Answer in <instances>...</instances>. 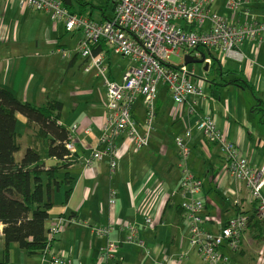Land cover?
I'll use <instances>...</instances> for the list:
<instances>
[{
	"label": "crops",
	"instance_id": "0c3cea01",
	"mask_svg": "<svg viewBox=\"0 0 264 264\" xmlns=\"http://www.w3.org/2000/svg\"><path fill=\"white\" fill-rule=\"evenodd\" d=\"M212 10L217 12L214 6ZM246 17L245 13L244 20ZM248 17L264 23V13L249 12ZM244 20L241 19L240 22ZM60 31L63 33L62 24L52 22L48 13L36 12L21 6L17 0H0V85L13 90L11 86L23 85L27 83V78L28 94L26 100H21L43 105L54 98L64 107L66 96L57 92V89L54 93L56 96H47L45 101L32 90L33 83L39 81L36 70L48 66V62L44 61L45 57L37 51L38 41L43 40L47 45H59L60 41L54 35ZM76 34L78 42L81 33L74 32L72 37H76ZM27 42H36V45H29ZM58 48L63 51L62 48ZM241 49L244 54L242 62L225 60L222 66L235 70L237 74L247 78L255 86L258 97L264 99V41H247ZM113 56L117 55L110 52L107 54L110 69L114 66ZM34 57L37 67L31 69ZM76 59L75 56L68 58L70 64ZM121 61H128V66L132 64L129 59ZM83 64L84 59L82 68ZM203 71L206 70L203 68ZM165 89L167 98L157 97L156 100L157 114L154 118L151 142L144 149H130L123 153L115 171L110 170L107 156L94 161L90 168L85 166V160L98 148V139L103 132L101 127L105 120L104 110L100 115L101 125L98 128L94 127V122L89 116H84L69 125L64 120L61 110L62 117L58 121L60 124L68 128L78 126L77 131L73 133V140L79 162L69 168L71 176L75 179L70 195H67L69 186L66 184H62L52 194L53 207L48 226L52 225L54 218L62 214L74 216L85 223L83 226L67 224L52 242V249L67 259L66 264H201L197 256L189 255L190 252H198L190 245L189 232L183 216L182 203L188 196H184L181 191L183 172L178 157L179 149L168 147L162 150L160 142L166 140L168 144L169 136H166L167 132L162 137L156 136L157 130L168 127L175 129V145L177 137L184 136L189 127L192 129L191 138L185 139L191 150L190 170L204 182L203 227L211 232H218L237 215H248V226L238 245L235 248L225 246L223 251L229 254L236 264H264V218L257 216L256 201L251 199L249 190L243 182L223 171L224 158L219 145L205 138L196 129L200 117L207 109L211 110L218 127L236 144L241 155L245 156L252 166L261 168L264 166V131L256 129L254 106L248 107L245 102L241 104L240 99H232L230 109L227 105L217 104L221 98L213 96H208L206 100L193 96L183 104H177L167 88ZM230 89L236 91L234 95L236 96L238 89L234 87ZM209 91L213 92L210 86ZM167 100L176 104V109H165L164 103ZM42 101L43 104H38ZM194 101L196 103L193 107L196 112L190 114V104ZM93 108L87 107L86 110L91 111ZM133 113L139 127L144 128L146 115L142 103L135 104ZM25 128L27 130V127ZM123 137V135L116 137L118 148L122 147ZM257 142L258 144H255ZM43 157L47 166L55 164V160L47 155V144L46 155ZM63 174L64 170H61L60 177ZM62 187L65 188L64 196L58 194ZM145 216L152 218V223L148 226L143 223ZM124 223H129L137 229L139 237L150 249L149 255L137 245L125 242L127 232L122 230L120 225ZM104 224L115 225L108 237L98 236L94 231L95 227ZM216 224L222 225L213 229ZM108 241L118 243V247L112 252L111 258L106 259L102 254ZM4 249L2 238L0 261L5 259ZM15 250L16 244H11L9 264H48L42 262L43 254L29 255L20 248L17 259L13 260L12 252ZM234 256L238 261L233 258ZM183 259H187V262L184 263Z\"/></svg>",
	"mask_w": 264,
	"mask_h": 264
},
{
	"label": "built area",
	"instance_id": "2783aa9c",
	"mask_svg": "<svg viewBox=\"0 0 264 264\" xmlns=\"http://www.w3.org/2000/svg\"><path fill=\"white\" fill-rule=\"evenodd\" d=\"M17 1L33 11L48 13L54 23L62 22L67 32H80L81 38L76 44V51L85 60L84 71H95L96 76L103 79V132L98 139V148L85 160L88 168L93 166L94 161L107 156L110 170L115 171L123 153L130 149L141 150L149 145L157 114L156 100L160 83L168 88L177 104H183L193 96L206 100L208 80L185 63L188 55L194 59L204 57L202 64H208L206 73L213 59L211 55H203L200 48L216 53L223 65L225 60H244L241 48L245 42L264 41V23L250 19L247 11L244 21L231 24L212 10L215 0H111L114 3V13L102 21L70 12L64 7L62 0ZM226 2L233 10H238L243 3L242 0ZM101 42L105 44V49L94 54L93 45ZM109 52L132 62L124 70L120 82L109 75ZM173 57L180 58L181 62H174ZM140 95L143 97L142 105L146 115L144 128L139 127L133 113ZM195 103L196 101L190 104V114L196 112L193 107ZM77 129V125L69 128V139L66 142V147L72 154L76 153L73 133ZM196 129L205 138L219 145L224 158L223 171L246 185L251 199L257 203V216L264 218V166L254 167L241 155L236 144L218 127L211 110L207 109L200 117ZM119 135L124 136L121 148L115 142ZM191 136L192 129L189 127L184 136L175 140L183 172L181 191L184 196H188L182 203V209L190 245L198 251L206 264H236L223 248H235L238 245L247 227L248 215H237L218 232H211L203 227L204 182L190 170L191 150L185 137ZM113 201L112 198L111 202ZM74 222L81 224L80 221ZM143 223L150 225L152 218L145 216ZM120 225L127 232L125 242L137 245L149 255L150 249L139 237L137 229L129 223ZM114 228V224H104L95 227L94 231L98 236L108 237ZM61 229L62 224L51 227L49 242L42 253V262L66 264L67 259L52 249V240L61 233ZM227 241L228 245L225 244ZM117 247L118 243L108 241L102 256L111 258Z\"/></svg>",
	"mask_w": 264,
	"mask_h": 264
},
{
	"label": "trees",
	"instance_id": "16d2710c",
	"mask_svg": "<svg viewBox=\"0 0 264 264\" xmlns=\"http://www.w3.org/2000/svg\"><path fill=\"white\" fill-rule=\"evenodd\" d=\"M62 3L72 13L94 19V10L99 8L100 21L109 18L106 8L86 0H62ZM77 4L79 8H76ZM104 47L103 42L93 45V53H99ZM200 50L203 55H211L213 59L209 69L212 77L208 78L212 96L219 99L221 88L230 85L249 90L258 100L253 112L259 114L260 121L264 123V99L258 97L255 86L235 70L225 69L216 53L204 48ZM62 107V103L54 98L43 105L23 101L10 89L0 85V240L3 238L5 244V259L0 264H9L11 244H16L26 254L41 255L49 242V231L53 225L62 224V233L64 226L80 221L74 216L62 214L48 226L53 207L52 194L66 184L69 186L67 195H70L75 179L69 168L79 162V157L66 147L69 128L58 122L62 117ZM17 113L25 116L27 129L34 132L33 145L26 148L20 159L16 158V153L21 150ZM42 141H46L47 155L55 160L54 165H46L39 150ZM61 170H64L62 177Z\"/></svg>",
	"mask_w": 264,
	"mask_h": 264
},
{
	"label": "rangeland",
	"instance_id": "374dc122",
	"mask_svg": "<svg viewBox=\"0 0 264 264\" xmlns=\"http://www.w3.org/2000/svg\"><path fill=\"white\" fill-rule=\"evenodd\" d=\"M87 2L92 3L95 6H103V8H106V15L112 16L114 13V3L111 0H86ZM242 5L238 10H233L228 7L226 0H215L213 3V6L217 10V13L224 18H226L231 24L238 23L242 20H244V14L245 12H250L252 14L258 13H264V3L263 0H242ZM79 8L80 5H76V8ZM254 12V13H253ZM99 16V17H98ZM94 19L99 20L100 19V9L95 8L94 10ZM52 21V20H51ZM53 22V21H52ZM62 24L63 26V33L60 31L57 35H54V37L58 38L59 45H52V44H45L43 40L38 41V52H40V55H43L45 57L46 62H48V66H46L42 70H36V74L38 77L37 82L33 83L32 90L41 97L42 100H46L47 96H53L55 97L56 94L55 91L57 89V92H61L66 96V99L64 100V107L62 109V114L64 120L70 125L73 121H76L84 116H89L93 122L94 127L98 128L100 123V115L102 111L104 110V102H105V87L104 82L101 77L96 76L95 71H92L91 73H86L84 71V66L82 68L83 59L81 55H76V44L78 40V34H76V37H72L71 32H67L65 30V26L62 22H58V24ZM29 45H36V42H27ZM58 47L62 48L64 52H58ZM75 56L77 59L73 64H70L68 58ZM35 58V57H34ZM33 58V59H34ZM123 59L118 56L112 57V65L113 68L110 69L109 75L116 81H121L122 74L124 70L128 66L127 62H122L121 60H127ZM172 60L176 63H180L181 60L178 57H173ZM224 65V64H223ZM190 67H193L196 69L198 75L207 78L212 77V73L209 74V71L205 73L203 71V64L202 63H193L189 64ZM36 58L33 60V63L31 64V69L36 68ZM27 68H29V64H27ZM27 83L19 86H11L13 90H11L15 96H17L20 99L26 100L27 94H28V88L29 83L26 78ZM209 84L207 83L206 90L208 93V96L211 97L212 94L209 89ZM163 84H159L158 86V97L162 99H166L167 94L164 92L167 88ZM230 87L238 89V93L236 96V91H232ZM238 86L230 85L227 87L221 88L220 91V98L217 102V104H224L232 108V99H240L241 104L244 102L248 104V107L257 105V98L252 95L249 90H241V88ZM168 91V88H167ZM169 92V91H168ZM48 93V94H45ZM171 95V93L169 92ZM172 97V96H171ZM261 98V97H260ZM169 99V98H168ZM210 101L212 99L209 98ZM138 101V103H137ZM136 101V105L143 102V97L140 95ZM38 104H43L42 102H39ZM87 107H94L93 110L87 111ZM165 109H176V104L170 103L169 100H167L164 103ZM257 120H256V129L260 131H264V123L260 121V115L255 114ZM26 120L25 116L17 113V132L19 133V144L21 146V150L16 153V158L20 159L24 153L28 145H31L32 143V136L34 135L33 129H27L26 130ZM252 131H256L254 129H250ZM165 132H167L166 136H169V143L167 144L165 141L162 143L160 142V146L162 147V150H166L168 147L172 149H177L178 147L174 143V135H175V129L173 127H168L166 129L157 130L156 136L162 137ZM256 136V134H255ZM152 139V138H151ZM151 142V140H150ZM168 142V141H167ZM46 141H42L39 144V150L42 156L46 155ZM255 144H258L255 143ZM65 188L62 187L61 192L58 193L60 196H64ZM57 194V195H58ZM81 226L85 225L83 221H80ZM222 224H216V226L213 227L215 229L217 226H221ZM19 251V247L16 245V250L12 252V258L13 260L17 259V252ZM198 252V251H197ZM199 253H196L195 251L190 252V256H197L199 258V262L202 263V259L197 255ZM229 255V254H228ZM231 257V256H230ZM232 258V257H231ZM236 259V257H233ZM184 263L187 262V259H183ZM182 260V261H183ZM233 260V259H232ZM237 260V259H236ZM234 261V260H233ZM238 261V260H237ZM238 264V263H237Z\"/></svg>",
	"mask_w": 264,
	"mask_h": 264
},
{
	"label": "water",
	"instance_id": "95a60500",
	"mask_svg": "<svg viewBox=\"0 0 264 264\" xmlns=\"http://www.w3.org/2000/svg\"><path fill=\"white\" fill-rule=\"evenodd\" d=\"M203 61H204V57L201 58V59H194V58H192L191 56L188 55V56L186 57V61H185V63H186V64L203 63ZM203 68H204V70L207 71V69H208V64L205 63Z\"/></svg>",
	"mask_w": 264,
	"mask_h": 264
}]
</instances>
